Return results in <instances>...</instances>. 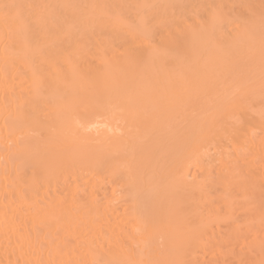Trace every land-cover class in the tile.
I'll list each match as a JSON object with an SVG mask.
<instances>
[{"label": "bare ground", "instance_id": "1", "mask_svg": "<svg viewBox=\"0 0 264 264\" xmlns=\"http://www.w3.org/2000/svg\"><path fill=\"white\" fill-rule=\"evenodd\" d=\"M263 54L264 0H0V264H264Z\"/></svg>", "mask_w": 264, "mask_h": 264}, {"label": "rangeland", "instance_id": "2", "mask_svg": "<svg viewBox=\"0 0 264 264\" xmlns=\"http://www.w3.org/2000/svg\"><path fill=\"white\" fill-rule=\"evenodd\" d=\"M261 60H263L261 63H258L257 61L254 62V63L251 65V68H250V69H252V68H253V69H254V68L257 69V70L254 69V70H255L254 74H256V75L254 76V78H255L256 81L253 80L254 83L259 82L260 79H261V78L263 79V77H264V75H263V74H264V73H263V72H264V54H263V57L259 60V62H260ZM257 63H258V65H257ZM254 64H256L255 67H252V66H254ZM259 66H260V67H259ZM261 66H262V67H261ZM258 68H259V70H258ZM262 69H263V71H262ZM258 73H259V74H258ZM260 73H261L262 76H260V78H258V76L260 75ZM257 75H258V76H257ZM251 78H252V77H251ZM251 78H250L249 80L252 81V79H254V78H252V79H251ZM257 79H258V81H257ZM251 81H250V82H251ZM250 82H249V83H250ZM261 82H263V83H262V85H263V84H264V81H260L259 84H260ZM251 83H252V82H251ZM263 87H264V85H263ZM261 89H262V87H261ZM258 91H259V92H258ZM256 94H257V96L260 94V97L258 96V97H259V98H258V97L256 96ZM261 94H263L262 97L264 98V88L262 89V91H260V89L257 88V89L255 90V94L253 95V97L255 96V97L258 98V99H255V97H254L255 102H259V103H260V101H261V103L264 102V99L261 98ZM258 100H259V101H258ZM262 100H263V101H262Z\"/></svg>", "mask_w": 264, "mask_h": 264}]
</instances>
